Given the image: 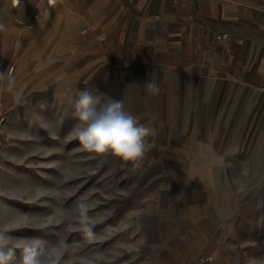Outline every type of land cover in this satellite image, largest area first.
<instances>
[{"label": "rangeland", "instance_id": "374dc122", "mask_svg": "<svg viewBox=\"0 0 264 264\" xmlns=\"http://www.w3.org/2000/svg\"><path fill=\"white\" fill-rule=\"evenodd\" d=\"M10 5L0 0L8 264H264V88L199 67L45 50L33 24L12 21L39 9L23 16L21 0ZM142 68L154 80L165 75L158 94L147 93ZM84 88L124 99L142 122L155 117L153 147L138 167L81 151L70 137L69 100Z\"/></svg>", "mask_w": 264, "mask_h": 264}, {"label": "crops", "instance_id": "0c3cea01", "mask_svg": "<svg viewBox=\"0 0 264 264\" xmlns=\"http://www.w3.org/2000/svg\"><path fill=\"white\" fill-rule=\"evenodd\" d=\"M43 3L21 0L20 13ZM33 28L45 50L199 67L264 88V0H59Z\"/></svg>", "mask_w": 264, "mask_h": 264}, {"label": "clouds", "instance_id": "9594fccd", "mask_svg": "<svg viewBox=\"0 0 264 264\" xmlns=\"http://www.w3.org/2000/svg\"><path fill=\"white\" fill-rule=\"evenodd\" d=\"M3 30L4 25L0 24V31ZM144 85L149 95L158 94L159 87L153 78ZM69 103L75 110L77 121L69 135L79 141L81 151L93 156L110 155L138 167L153 147L150 138L157 132L151 121L155 117H150L148 123L142 122L140 115L126 108L124 99L103 93L96 95L89 88H84ZM9 259L10 255L0 251V264H8ZM30 264L46 262L31 261Z\"/></svg>", "mask_w": 264, "mask_h": 264}, {"label": "built area", "instance_id": "2783aa9c", "mask_svg": "<svg viewBox=\"0 0 264 264\" xmlns=\"http://www.w3.org/2000/svg\"><path fill=\"white\" fill-rule=\"evenodd\" d=\"M59 0H44L43 6L36 11L31 12L27 17H13V22L15 23L16 26H18L19 28L22 29H31L32 28V24L34 21L40 19L42 16L47 15L49 13V11L57 4ZM19 5V0H12V6L13 8L18 7ZM14 72V68L13 67H9L6 70L7 73V77L12 76ZM7 120L6 117V113L4 112V105L2 104V102H0V129L2 128V126L5 124ZM3 164L0 161V178L3 172ZM208 260H210V258H205L204 262H207Z\"/></svg>", "mask_w": 264, "mask_h": 264}, {"label": "bare ground", "instance_id": "6f19581e", "mask_svg": "<svg viewBox=\"0 0 264 264\" xmlns=\"http://www.w3.org/2000/svg\"><path fill=\"white\" fill-rule=\"evenodd\" d=\"M11 1V0H10ZM10 8H13L12 5H10ZM159 70V69H158ZM136 71V70H135ZM141 74H142V82H148L151 79V72H149L148 69L142 68V70H140ZM156 74H161V73H156ZM159 77H161L160 75H158ZM157 84H160V86H162L161 83H163L165 81V75H163L159 80L155 79ZM197 262V261H196ZM198 263V262H197Z\"/></svg>", "mask_w": 264, "mask_h": 264}]
</instances>
